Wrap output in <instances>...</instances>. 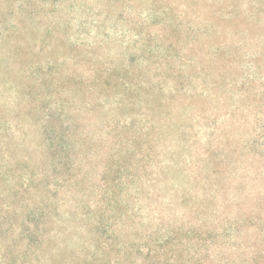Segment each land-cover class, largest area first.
<instances>
[{
	"label": "rangeland",
	"instance_id": "obj_1",
	"mask_svg": "<svg viewBox=\"0 0 264 264\" xmlns=\"http://www.w3.org/2000/svg\"><path fill=\"white\" fill-rule=\"evenodd\" d=\"M99 63L131 66V81L102 89ZM45 124L64 137L45 139ZM48 141L68 147L51 155ZM107 166L119 210L93 244L79 211ZM40 207L58 237L22 254V219ZM148 235L167 237L169 264H264V0H0V264H79L94 249L142 264Z\"/></svg>",
	"mask_w": 264,
	"mask_h": 264
},
{
	"label": "trees",
	"instance_id": "obj_2",
	"mask_svg": "<svg viewBox=\"0 0 264 264\" xmlns=\"http://www.w3.org/2000/svg\"><path fill=\"white\" fill-rule=\"evenodd\" d=\"M24 5L29 6L27 3H24ZM173 33L169 32V33H164L163 34V39L161 40V43L159 45V49H160V53L158 54L159 56L156 57L158 59H167L169 57V52H168V48L173 47L174 44H176V42L173 39ZM72 56V55H70ZM69 56V57H70ZM150 60V56L147 57L145 59V62L143 65H145L143 71H146V67L148 69V61ZM48 67H50V65H48ZM103 70H101L102 72H98L96 71V74L93 73V79L94 81H96L97 85L102 87V89L106 90V91H112L114 85L116 84H120V85H124L126 83H128V81H131L132 77H130V74H133L134 72L129 71L130 67H128V69H125L123 71H120V69L116 68V67H103V65H101L99 63V65L97 66ZM133 67V66H132ZM134 68V67H133ZM163 71V72H162ZM161 73H164L165 75H170V69L169 67L165 66L162 69ZM131 78V79H130ZM151 101V100H150ZM151 103L148 102L147 106H151ZM61 106V103L59 102H54L53 103V109L57 110L58 107ZM56 112V111H55ZM51 116H48V118H50ZM45 122H48V119L45 120ZM50 125H44V129L42 134L44 135L45 139H49L50 141L52 140H56L59 138H63L64 135L62 134V129L61 126L59 127H48ZM72 126V123H68V128H70ZM47 133H49V136H45ZM68 137V136H67ZM69 138V137H68ZM130 141L132 142H137L138 141V137L136 134H131L130 135ZM52 146V147H50ZM68 147V145H66V143H60L57 141V144L53 143H49L45 145V151H49L51 150L49 153H51V155L55 152V150H57L59 153L63 152L62 150H66ZM130 149H125L126 153H130L129 151ZM114 155H116V153L114 152H110L109 150L106 152V163H110L111 160H113L114 162L118 163V161L120 160V157H118L116 155V157L112 158ZM63 159L59 156L58 157V164H64V160L67 157V155H62ZM111 158V159H110ZM142 160V159H140ZM140 160H138V165L140 169H144V165L140 162ZM11 169V168H10ZM18 172V171H16ZM44 176L47 175V172L43 173ZM100 195L99 198L94 200V206L92 210L90 209H86V207H80V214L83 215V220H85V225H84V229L86 231V233H93L94 235H96V237L92 238V242L93 244L101 241L102 237H105V230L107 229V221H105V217L110 216L113 217L115 216V213L119 210V204L120 201L115 197V195L113 194L114 189L120 184V179L118 178V176L115 175V171L113 169L110 168V166H107L104 174L102 175V177H100ZM75 181L78 180H67L65 181V184L68 187H71L74 185ZM26 185L28 186L27 189H24L22 191L25 190H29V189H34L35 185L34 182L32 181V179L30 177H26L25 179ZM16 186H20L22 187V184H15ZM11 188L12 191V199L15 200V195L17 194V187L13 186V187H9V189ZM72 188V187H71ZM107 198L108 200H111V203L108 204L107 207V212L104 211V209L100 206V202L101 200ZM39 207V206H38ZM16 209V208H15ZM25 217L22 219L21 222V226L24 225V228L26 229V249L27 251H23L22 254H29L32 255V251H30L33 247H34V251L36 252L38 250H43L44 247L51 243L52 240L57 239L55 237L56 233L53 235L52 232L54 233V231H49L48 233H44V224L43 222H41V217L45 214V211H43V209L38 208L36 210L32 209L29 211H26L25 213ZM57 214L54 212L52 217H55ZM52 229V228H51ZM65 231V227L62 228ZM66 232V231H65ZM47 234V237L46 235ZM187 234V230H180V228L175 232V233H170L167 237L170 238H174V239H178L179 237H182V235L186 236ZM154 235V233H153ZM165 237H153L152 235H148L147 239L149 241H152V247H148L147 251L145 254H143L142 256V260L143 263L142 264H154L155 261L157 262V264H169L164 258H165V253L168 250V247H166V241L167 238ZM99 238V239H98ZM114 245L111 246V250L118 253V244L117 243H113ZM140 244V243H139ZM136 245H138L136 243ZM98 247V246H97ZM96 247V248H97ZM157 248V249H156ZM95 250L93 251H89L86 250L84 251V253L82 254V258L80 259L79 264H102L104 263L105 259L103 257V255H95ZM29 251V252H28ZM128 255L130 254V252L128 251L127 253ZM126 255V254H124ZM126 255V256H128ZM175 256H178L177 253H175ZM172 257V256H171ZM28 261H31L32 259H27ZM49 262H50V257H49ZM54 261L51 260V263H53ZM176 264H187V263H176Z\"/></svg>",
	"mask_w": 264,
	"mask_h": 264
}]
</instances>
